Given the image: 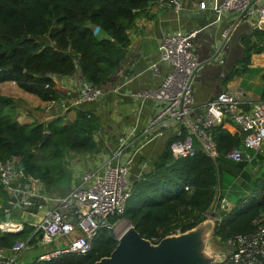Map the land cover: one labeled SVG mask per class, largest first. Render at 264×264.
Returning <instances> with one entry per match:
<instances>
[{"label":"trees","instance_id":"16d2710c","mask_svg":"<svg viewBox=\"0 0 264 264\" xmlns=\"http://www.w3.org/2000/svg\"><path fill=\"white\" fill-rule=\"evenodd\" d=\"M152 1L0 0V83L15 81L21 89L43 101L60 97L53 88L52 75L69 76L79 71L89 83L103 89L108 87L128 54L127 31L134 26L137 13ZM94 28L98 31L94 32ZM241 41L237 71L246 69L253 53L264 50V31L252 30L241 36ZM13 65L21 66L23 71ZM262 82L264 100V77ZM15 109L10 97L0 95V160L16 157L17 167L25 176L38 173L44 190L67 176L63 167L66 152L92 153L96 148L95 134L100 123L90 111L77 110L70 122L57 117L47 123H19ZM44 132L48 136L42 143ZM185 133L183 130L181 136H171L152 169L132 182L124 213L112 218L113 222L128 221L148 240L183 233L206 219L216 187L222 186L224 177L233 179L240 173L247 178L244 172L247 162L235 163L222 157L225 152L241 147L242 135L215 125L210 133L217 145L216 160L199 149L193 156L174 158L169 146ZM252 156L250 163L262 158ZM252 185L249 196L229 211L218 213L221 221L214 224V237L224 242L230 236L255 229L256 221L264 214V169L260 177L252 180ZM10 200L0 185V219L14 209H6ZM25 232H0V247L9 249L15 239L26 238ZM116 245L113 231L102 229L86 255L27 264H93L108 256Z\"/></svg>","mask_w":264,"mask_h":264},{"label":"built area","instance_id":"2783aa9c","mask_svg":"<svg viewBox=\"0 0 264 264\" xmlns=\"http://www.w3.org/2000/svg\"><path fill=\"white\" fill-rule=\"evenodd\" d=\"M160 1L177 14L183 8L182 0ZM197 5L204 8L206 1L201 0ZM212 9L217 20L228 12L234 14V19L221 31L210 57L201 61L195 53L197 30L176 31L162 36L159 62L167 65L169 70L158 87L137 92L135 96L151 98L155 102L157 112L148 122V134L159 133L167 126V120L173 121L176 137L181 136L183 130L186 132L169 146L174 158L193 156L199 149L216 160L219 154L210 129L222 125L232 126L234 132L231 133L242 135L241 147L225 152L222 157L235 163L251 162L254 156L250 152H258L264 144V100L247 105L239 95L223 90L208 100L202 110L196 111L193 85L205 65H225L233 32L241 20H250L253 29L264 31V0H216ZM97 31L94 28V32ZM54 77L51 76L52 81ZM113 90L117 91V88ZM104 94L103 88L83 78L77 101H94ZM17 165L16 157L0 160V185L10 199H16L15 208L20 211L18 219H0V232L18 233L29 228L30 236L26 240L15 239L9 249L0 247V264H14L16 254L35 235L39 236L37 245L43 246V251L37 256L39 261L50 262L63 256L88 254L100 230L114 229L116 222L111 219L122 216L132 191L129 162H107L100 169L82 170L78 182L64 196L44 192L39 182L33 176H25ZM215 198L219 211L231 209L217 187ZM220 221L219 215H214V224ZM159 240L157 237L150 239L152 243ZM224 244L225 259L213 264H264V214L256 221L251 233L230 236Z\"/></svg>","mask_w":264,"mask_h":264},{"label":"crops","instance_id":"0c3cea01","mask_svg":"<svg viewBox=\"0 0 264 264\" xmlns=\"http://www.w3.org/2000/svg\"><path fill=\"white\" fill-rule=\"evenodd\" d=\"M199 1L201 0H182L183 8L178 14L160 0L152 1L139 11L134 26L127 31L128 54L121 65V74L114 76L112 84L104 88L105 94L97 100L77 101L83 79L79 71L69 76L53 78V88L59 92L60 97L51 101H43L24 91L15 81L0 83V95L13 100L16 106L15 119L19 123H47L57 117L62 118L63 122H70L75 119L77 110L90 111L99 119L95 150L83 154L66 152L63 167L67 176L46 190L43 187L44 192L56 195H60V192L66 193L76 183L82 170L100 169L107 162H129L131 181L152 169L167 140L174 135L175 126L173 121L167 120V126L159 133L148 134V122L157 112V108L151 98L142 99L135 94L158 87L169 70L167 65L159 62L162 36L176 31L197 30L194 39L195 53L199 60L204 61L210 57L223 28L234 19V14L228 12L217 20L212 9L216 0H205L204 8H199ZM250 24V20L240 22V34L235 35L229 46L230 59L233 57V50L240 53L236 61L240 59L243 46L241 36L251 31ZM228 54L229 49L224 66L208 64L199 71L193 85V106L196 111L202 110L208 100L223 90L239 95L247 105L262 100L264 50L251 55L244 71H237L240 67L238 65L229 66V61L227 64ZM155 64L157 67H152ZM229 73L231 77H228ZM224 127L229 132H234L232 126ZM250 154L259 156L258 152ZM64 180L66 183L63 186ZM17 211V208L11 211V219L16 218ZM29 236L30 234L26 239Z\"/></svg>","mask_w":264,"mask_h":264},{"label":"water","instance_id":"95a60500","mask_svg":"<svg viewBox=\"0 0 264 264\" xmlns=\"http://www.w3.org/2000/svg\"><path fill=\"white\" fill-rule=\"evenodd\" d=\"M26 35L22 37L24 40ZM20 71L23 68L13 65ZM48 136L44 132L42 143ZM38 173L33 179L39 182L41 189L44 184L39 181ZM7 211L16 207V199L11 198ZM214 212L210 219H205L194 228L179 234H169L162 237L158 243L142 238L135 228L130 226L117 237V245L108 256L102 257L93 264H213L225 259L226 253L222 250L209 249V235L213 234ZM5 221L10 218V212L5 213Z\"/></svg>","mask_w":264,"mask_h":264},{"label":"rangeland","instance_id":"374dc122","mask_svg":"<svg viewBox=\"0 0 264 264\" xmlns=\"http://www.w3.org/2000/svg\"><path fill=\"white\" fill-rule=\"evenodd\" d=\"M243 20H245V19H243ZM243 20H241V21H243ZM240 22L235 27L231 41H232V39H234L235 35L240 34L239 33L240 29L238 27ZM252 30H255V29H253L251 26V31ZM242 48H243V46H242ZM230 54H231V51H230V47H229V54H228L229 56L227 59V64L229 61V64H228L229 66L232 64L238 65V62L236 60H237V57L240 55V53L239 52L237 53L236 51L233 50L232 59H230ZM239 58H241V56ZM236 62H237V64H236ZM232 68H234V66H232ZM238 70H240V69H238ZM252 153H255V152H252ZM258 153H259V156L264 159V144L259 149ZM261 159L255 158V163H250V162L246 163V165L244 167V172L247 174V178H245L246 180L239 173L233 179H227L226 177H224L222 184H221L222 186L218 185V188H217L218 192L221 188L222 196H224L227 199V202L230 206L233 207V206L237 205L239 200L246 198L247 196H249L252 193V190H253L252 180L260 177L261 172L264 169V160L260 162ZM77 182H78V180L76 181V183ZM65 183H66V180H64L62 182V185L64 186ZM60 193H61L60 194L61 196H64L67 192L66 193L60 192ZM50 194H52V193H50ZM52 195H56V194H52ZM217 203H218L217 199L214 198L213 205H212L211 209L208 211V213L206 214V219H210L211 214L213 212H215L214 215H216V216L218 215V213L220 211H219V205ZM15 216H16L15 219L20 218V211H17ZM12 217L14 218V216H12ZM213 223H214V217H213ZM125 226L127 228L130 225H129V222L124 220V219H119L115 223L114 229L112 231H113V234L115 235L116 238L119 237L126 230V228H124ZM29 233H30V230L27 229L25 232V236L27 237L29 235ZM38 237H39L38 235H35V238L33 237L32 241H30V242L28 241L27 246L21 252L16 254V256L19 257V260L16 259L14 264H27V263L32 262L34 260H38L37 256L43 251V246L37 245V243H36ZM20 239L25 240L26 238L23 237ZM208 242H209V249L210 250L226 251V245L224 244V242L221 241L220 239H218L217 237H214L212 233L209 235Z\"/></svg>","mask_w":264,"mask_h":264},{"label":"bare ground","instance_id":"6f19581e","mask_svg":"<svg viewBox=\"0 0 264 264\" xmlns=\"http://www.w3.org/2000/svg\"><path fill=\"white\" fill-rule=\"evenodd\" d=\"M124 228H126V226Z\"/></svg>","mask_w":264,"mask_h":264}]
</instances>
